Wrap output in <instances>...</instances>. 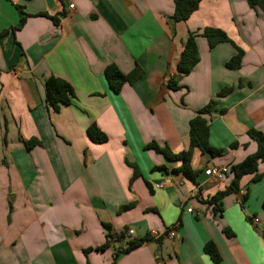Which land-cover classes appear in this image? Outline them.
<instances>
[{
    "label": "crops",
    "instance_id": "obj_1",
    "mask_svg": "<svg viewBox=\"0 0 264 264\" xmlns=\"http://www.w3.org/2000/svg\"><path fill=\"white\" fill-rule=\"evenodd\" d=\"M173 10V0H0V264H264V161L258 181L240 179L243 201L229 194L219 213L207 201L233 175L203 174L254 154L248 130L264 135V14L246 0H201L172 29ZM205 27L243 51L240 67L225 66L236 54L229 43L208 49L198 38V63L170 90L187 32ZM110 64L141 75L113 94ZM50 76L74 93L58 112L45 103ZM209 101L208 143L223 153L193 149L192 180L147 145L186 151L189 121ZM92 123L105 143L87 137ZM168 228L174 238L149 236ZM107 232L109 247L96 250ZM129 239L144 242L120 253Z\"/></svg>",
    "mask_w": 264,
    "mask_h": 264
},
{
    "label": "trees",
    "instance_id": "obj_2",
    "mask_svg": "<svg viewBox=\"0 0 264 264\" xmlns=\"http://www.w3.org/2000/svg\"><path fill=\"white\" fill-rule=\"evenodd\" d=\"M201 0H173L174 10L170 20H172L171 28L178 22L186 21L190 15L197 9L198 4ZM249 8L259 11L264 14V0H246ZM25 21L23 17L18 27L12 28V32L20 29ZM8 30L0 33V36L5 35ZM174 33V30H173ZM202 38L206 41L208 49H212L219 43H229L236 51V54L230 58L225 64L228 69L237 70L240 67L241 58L243 51L236 47L234 43L227 37L226 33L217 28L205 27L197 29L195 31H188L186 41L183 44V48L179 54V59L175 67L176 74L167 81L168 88L170 90H177L178 80L182 76L188 75L191 70L196 66L199 61V53L197 47V39ZM141 73L138 68H135L132 72L127 75L122 74L115 65L110 64L104 69V77L108 84L110 91L113 94H118L121 87L128 83L132 85L139 79ZM45 103L54 112H58L61 105H69L71 100L74 98V93L71 86L64 80L50 76L46 79L45 84ZM231 88L222 89L218 96L221 97L227 94ZM215 102L209 101L207 105L201 108L197 114L189 121L188 124V136H189V148L186 151L179 152L177 154L172 153L168 148H160L154 142L147 145V148L154 149L158 154H161L164 158L171 161H180L181 165L177 169L178 172L182 173L185 177L194 180L196 173L192 172L189 163L192 156L193 149H198L202 154H207L211 157L219 156L223 153L221 149L212 148L208 143L209 125L206 119L214 107ZM87 137L94 143H105L107 136L101 132L98 127L92 123L86 129ZM247 135L250 139L255 141L257 150L254 154L247 156L243 161L230 167V172L233 178L229 186L221 192H217L208 201V205H213L214 213L221 211L220 201L223 197L239 192V181L245 175H253V181H258L260 175L257 174L258 164L264 161V135L256 130H248ZM37 143V142H36ZM34 145L33 141L26 143L27 148ZM134 169L132 179L139 177L138 170L136 167L131 166ZM156 170H163L164 167H156ZM131 179V181H132ZM244 198L241 199L240 203ZM108 230V226L103 224ZM228 234V232H227ZM111 235L107 232V241L104 245L97 248L96 250H104L109 247ZM144 242V240H128L126 247L120 249V253H127L130 250L138 247ZM204 253L209 255L214 263L220 261V256L217 253L214 245L208 243L204 247ZM118 257V254L114 256V261Z\"/></svg>",
    "mask_w": 264,
    "mask_h": 264
},
{
    "label": "built area",
    "instance_id": "obj_3",
    "mask_svg": "<svg viewBox=\"0 0 264 264\" xmlns=\"http://www.w3.org/2000/svg\"><path fill=\"white\" fill-rule=\"evenodd\" d=\"M70 8H73V5H70ZM168 79V78H167ZM166 79V81H168ZM229 173V168L227 166H219V167H212L208 168L203 172L204 176L210 178V179H221L225 174ZM163 185L161 184H156V188H160V186ZM240 199L243 198L244 191L239 192ZM187 213H191L192 209L191 207L186 209ZM254 223H257V219H253ZM134 234V231L132 229L127 230V236L131 237ZM149 236L153 238L154 240L157 239H162V238H174L175 232L172 228L166 229L163 233L158 232L157 230H150L149 231ZM131 240V239H129Z\"/></svg>",
    "mask_w": 264,
    "mask_h": 264
}]
</instances>
